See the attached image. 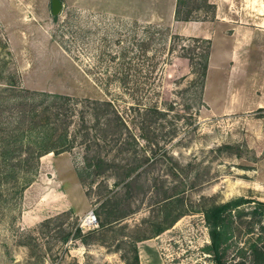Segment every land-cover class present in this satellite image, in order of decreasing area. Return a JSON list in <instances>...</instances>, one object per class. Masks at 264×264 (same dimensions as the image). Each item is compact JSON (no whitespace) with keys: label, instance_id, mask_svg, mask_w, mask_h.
I'll return each mask as SVG.
<instances>
[{"label":"rangeland","instance_id":"374dc122","mask_svg":"<svg viewBox=\"0 0 264 264\" xmlns=\"http://www.w3.org/2000/svg\"><path fill=\"white\" fill-rule=\"evenodd\" d=\"M59 1L54 15L51 0H0V123L18 96L11 80L78 101L73 148L45 155L22 199L0 206V264H133L135 244L139 264L142 252L145 264H209L201 198L264 201V34L249 31V0H187L190 21L175 20L176 0ZM217 4L240 32L217 22ZM170 34L210 40L202 104L185 91L191 42L170 53ZM140 97L164 115L132 109ZM88 101H111L127 128ZM167 196L188 212L154 235ZM107 198L120 220L98 215Z\"/></svg>","mask_w":264,"mask_h":264},{"label":"trees","instance_id":"16d2710c","mask_svg":"<svg viewBox=\"0 0 264 264\" xmlns=\"http://www.w3.org/2000/svg\"><path fill=\"white\" fill-rule=\"evenodd\" d=\"M186 1L176 0L175 20H196L192 9L186 8ZM203 3L212 6L208 0H203ZM169 38L170 53L174 50L177 39L191 42L190 45L180 46L182 50L180 56L188 60L189 73L192 76L185 91L191 89L199 104H202L210 60V40L198 37L185 38L179 34H170ZM118 80L125 84L127 78ZM8 86L18 92V96L13 103L14 110L10 112L8 119L5 118L4 123H0V206L4 204L11 206L22 199L25 189L38 173L42 156L48 153L57 155L73 148L74 140L70 136L69 128L73 123L75 107L78 105L76 99L59 93L16 90L12 80ZM139 99L130 105L132 109L139 111L141 107L146 112L164 115L165 111L158 108L156 101L147 104L142 102L141 97ZM161 103L167 109H172L171 103L166 101ZM98 104L111 108L108 120L114 124L117 131L127 128L126 120L111 101H88L86 105L97 110L95 106H99ZM81 121H84V116H81ZM95 160L93 165L98 169L103 160L100 157ZM91 165V162L87 163L88 167ZM126 175L128 176V172ZM109 202L107 198L101 203L100 206L104 210L98 215L103 214L104 220L111 218L112 221L124 217V213L117 211L118 205L111 208L108 207ZM173 202L171 196L164 199L159 209L161 218L153 232L154 235L171 226L188 212L182 206H174ZM199 205L200 208L196 211L202 213L207 228L208 242L203 252L207 254L209 264H264V201L250 200L243 196H236L224 202L201 198ZM176 209L177 212L173 215ZM103 225L104 223H99V226ZM79 235L80 230L74 237ZM67 238L68 235H65L64 240ZM133 264H139L136 244L133 246Z\"/></svg>","mask_w":264,"mask_h":264},{"label":"crops","instance_id":"0c3cea01","mask_svg":"<svg viewBox=\"0 0 264 264\" xmlns=\"http://www.w3.org/2000/svg\"><path fill=\"white\" fill-rule=\"evenodd\" d=\"M228 1H231V0H228ZM249 2H250V7H251L247 12L248 21L251 24L249 31L254 36L255 35L256 36L262 35V34H264V0H249ZM219 9H220V7L217 4V13H216V19H218L217 22L220 25H222L223 27H226V28L230 27L231 29H233L235 34H236V32H240L239 29L241 28V25L238 24L237 18L221 16V14L219 13ZM241 16H243V15H241ZM241 16H239V22L241 21V19H240ZM208 68H209V66H208ZM48 154H46V155H48ZM61 155H64V153L57 154L56 157H61ZM44 156H42L41 159ZM70 208H72L71 204L69 206L65 207L64 209L68 210ZM22 219H23V216H22ZM141 257H142V263L141 264H145V262H144L145 256L143 255V252L141 253Z\"/></svg>","mask_w":264,"mask_h":264},{"label":"built area","instance_id":"2783aa9c","mask_svg":"<svg viewBox=\"0 0 264 264\" xmlns=\"http://www.w3.org/2000/svg\"><path fill=\"white\" fill-rule=\"evenodd\" d=\"M85 223L88 226H92V225H96L97 224V219L95 214L92 211L87 212V214L85 215Z\"/></svg>","mask_w":264,"mask_h":264},{"label":"water","instance_id":"95a60500","mask_svg":"<svg viewBox=\"0 0 264 264\" xmlns=\"http://www.w3.org/2000/svg\"><path fill=\"white\" fill-rule=\"evenodd\" d=\"M61 3L59 0H51V11L52 14L56 15L61 9Z\"/></svg>","mask_w":264,"mask_h":264}]
</instances>
